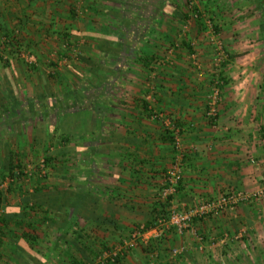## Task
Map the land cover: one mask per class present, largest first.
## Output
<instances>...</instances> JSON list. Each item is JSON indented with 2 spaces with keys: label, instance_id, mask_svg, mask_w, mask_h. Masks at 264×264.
Here are the masks:
<instances>
[{
  "label": "rangeland",
  "instance_id": "obj_1",
  "mask_svg": "<svg viewBox=\"0 0 264 264\" xmlns=\"http://www.w3.org/2000/svg\"><path fill=\"white\" fill-rule=\"evenodd\" d=\"M47 1L57 9L50 13L53 15L51 25L43 28L47 42L39 44L37 52L31 54L30 49L37 44L33 42L34 45H28V39L23 40L26 44L20 42L17 39L19 33H16L12 41L14 45H9L7 49L4 47V53L0 51L7 55V58L0 56V105L5 103L4 112L0 106V178L6 193L5 208L8 216L11 213L23 216L24 211V216L25 213L31 214L26 218L32 221V227L37 226L39 232L27 226L25 228L35 232V252L39 255L40 264H64L63 260L72 264L70 253L66 254L65 251L68 247L77 255L79 252L84 255L83 248H86L83 261L98 264L101 254L114 251L124 241H130L132 233L145 222L128 228L127 233L121 234L114 242L106 239V235L99 234L98 230H92L91 226L88 228L87 245L83 241L82 244L75 241L78 240L79 230L84 228L82 219L72 211V204L76 200H85V196L81 198L78 194L81 188L80 167L84 168L81 143L88 141L95 144L96 138L100 137L90 135L98 131L94 126L87 127L82 121L81 111L85 107L92 109L95 98L121 105H128L127 101L135 99L149 102L148 115L164 127L173 151L167 176L177 153L174 133H179L183 154L185 146L181 128L171 123V114L154 108L157 86L162 87L165 82H170L167 76L175 78V81L180 80V70L184 71L182 75L187 77L184 82H196L203 87L200 95L206 102L205 116L214 125H218L221 105L226 98L225 88L229 84L233 86L234 83H247L249 80L258 84L253 95L243 92L242 98L251 102L259 100L263 105L264 13L258 7L257 0ZM69 10L74 12L72 17H68ZM70 18L74 19V23ZM83 19L89 20L87 34L77 25L78 22L82 24ZM5 34L12 36L11 33ZM109 37L114 40L112 43H108ZM11 46L17 47L18 53H13ZM139 56H151V61L144 65ZM175 72H179L180 76L174 75ZM248 73H253L252 77ZM138 88L142 91H136ZM12 97L15 100L10 102ZM121 122L119 124L124 130L128 126L131 128V123ZM114 124L118 126V122ZM65 136H68V140ZM10 154L24 173L20 179L10 178L3 165ZM95 155L88 156L92 159L89 163L94 165ZM47 158L50 161L45 164ZM249 158L255 159L254 156ZM258 163L264 170V162L258 160ZM95 177L96 171L88 179L92 181ZM164 178L157 190L156 200L167 204L168 213L171 208L185 210L189 205H182L177 198L181 182L172 202V196L163 199L159 195ZM262 181L263 185L257 190L239 189L255 196L213 216L222 217L240 204H254V209L260 211L263 218L264 176ZM196 220L203 219L193 220L192 225L183 232L167 228L168 231L160 236L163 241L157 245L158 236H139L134 246L124 249L122 262L130 251L131 264H144L143 261L145 264H160L161 258L167 259L169 264H215L221 257L224 264L256 262V252L264 245V235L258 242L259 237L254 234L249 245L245 230L238 228L234 233L229 230L205 233L200 225L197 226ZM62 224L68 230L65 234L62 233ZM11 227L8 232L0 227V250L2 244L11 242L13 228L19 229L17 224H11ZM169 232L177 234L178 239L187 235L189 242L173 246L171 240L174 236L169 237ZM188 243L190 246L197 244L201 249H191L188 253L181 247ZM206 244L215 249L206 250L203 247ZM146 248L149 250L146 251ZM243 251H247L248 259L243 258Z\"/></svg>",
  "mask_w": 264,
  "mask_h": 264
},
{
  "label": "crops",
  "instance_id": "obj_2",
  "mask_svg": "<svg viewBox=\"0 0 264 264\" xmlns=\"http://www.w3.org/2000/svg\"><path fill=\"white\" fill-rule=\"evenodd\" d=\"M54 8V5L47 0H0L2 40H7L6 31L12 36L19 33L17 39L20 42L28 39L26 41L28 45L37 44L30 49L31 54L34 53L33 51L37 52L39 44L47 42L44 38L46 31L43 28L51 25L50 18L53 15L50 13L57 10ZM73 14L74 12L68 11V17H72ZM70 21L74 23V19L70 18ZM77 25L87 34L89 20L83 19L82 24L78 22ZM5 28L7 30L4 32ZM12 28L15 30L11 31ZM4 47L8 48L6 45ZM4 47L0 50L3 53ZM11 47L13 53H18L17 47ZM2 52L0 56L7 58V55H3ZM180 72V80L175 81V76L172 77L174 79L167 76L170 82H165L162 87L157 86V99L156 103H153L154 108L157 107L171 114V123L181 128L183 133L184 166L183 180L177 193L179 202L182 205H190L228 189L257 190L263 185L264 176L263 166L258 163V160L264 162V104L262 105L259 100L251 102L243 99L242 93L249 92V95H253L258 89V84L249 80L247 83L227 85L226 98L221 105L218 125H214L215 123L210 122L205 116L206 102L200 95V92L204 90L203 87L196 82H184L186 76L182 75L184 71L180 70ZM174 75H179V72H175ZM247 75L252 77L253 73ZM136 91L142 90L138 88ZM92 101L94 107L92 109L85 107L80 113L83 114L82 121L87 124V127L94 126L96 127L94 129L99 132L94 131L90 135L93 134V137L100 135L96 138L95 144L88 141L81 143L80 153L84 168L80 167L81 188L78 194L81 198L85 196V200H80L84 207L81 209L79 218L82 219L84 228L78 232L83 235L79 237L78 243L82 244L83 241L85 245L90 232L89 226L114 242L121 234L127 233L128 228L149 220L152 217L153 204L158 198L156 195L173 159L168 134L159 122L148 115L149 102L135 99L127 101L128 105H121L122 103L114 104L109 100L105 103L102 99L96 98ZM120 121L131 123V128L128 126L124 130L119 124ZM116 122L120 127L114 124ZM165 122L167 123L168 120ZM101 127H103L102 131ZM93 153L96 154L93 160L95 165L89 163L92 159L88 156ZM249 156H254L255 159L252 161ZM256 161L257 163H252ZM95 171L96 177L90 181L88 177ZM89 194L93 195L96 202L94 210L92 209L94 205L88 206L89 200L86 197ZM254 207V204L251 206L240 204L222 217L209 216L207 219L196 220L195 223L197 226L200 225V229H203L205 233L223 230L234 233L238 228L245 230L246 238H242V243L245 238L251 245L254 234L259 237L258 242L264 235V217L262 218L261 212ZM62 225V233L65 234L68 230L64 224ZM32 228L39 232L37 226ZM167 231L166 229L165 233ZM23 233H28L33 239L23 236ZM12 234L11 242L2 244L0 264H40L39 255L35 252V232H29L26 228H13ZM168 235L174 236V240H171L173 246L189 242L187 235L179 239V236L173 232H169ZM243 244L246 245V243ZM73 246L77 248L76 245ZM183 246H181L183 250L188 253L191 249L200 248L197 244ZM4 247L9 251L6 252ZM203 247L210 251L215 249L207 244ZM67 249L66 254H75L71 248ZM79 250L82 249L79 248ZM83 250L87 252L86 248ZM85 251H83L84 255L79 252L78 258L85 260L83 257L86 258ZM130 252L121 264H131ZM243 252V258L248 259L247 251ZM200 254L203 256V253ZM256 259L254 264H264V245L257 250ZM160 260H162L160 264H169L167 259ZM67 262L63 260L64 264H68ZM143 263L145 264L144 261ZM217 263L224 264L222 257L217 259ZM133 264L136 263L133 262ZM139 264L142 263L139 262Z\"/></svg>",
  "mask_w": 264,
  "mask_h": 264
},
{
  "label": "built area",
  "instance_id": "obj_3",
  "mask_svg": "<svg viewBox=\"0 0 264 264\" xmlns=\"http://www.w3.org/2000/svg\"><path fill=\"white\" fill-rule=\"evenodd\" d=\"M177 153L174 157L172 167L167 174L164 186L160 190V196L167 199L172 196L171 202L174 200L173 196L177 192V187L182 180V165L184 154L181 151V140L179 133H174ZM255 196V195H252ZM251 194L239 189H228L220 194L204 198L199 201L191 203L185 210H178L171 208L170 212L165 217H159L151 227L147 228L144 225L138 231L132 233L130 241H124L120 248L114 251L104 252L99 256L98 264H105L108 261H114L117 256L124 255V249L134 246L139 236H158L160 237L167 228H174L179 232H183L186 228L192 225L195 219H205L209 216L220 213L229 206L236 205L248 198ZM202 239V236H199Z\"/></svg>",
  "mask_w": 264,
  "mask_h": 264
},
{
  "label": "trees",
  "instance_id": "obj_4",
  "mask_svg": "<svg viewBox=\"0 0 264 264\" xmlns=\"http://www.w3.org/2000/svg\"><path fill=\"white\" fill-rule=\"evenodd\" d=\"M257 1H258V7L261 8L262 12L264 13V0H257ZM262 28L264 30V21L262 22ZM5 33H8V32L6 31ZM5 35L7 37V40L9 39V41L0 40V49H2V47H4V45H6V46L14 45L12 43L13 36L9 37V34H5ZM107 41H108V43H112V41H114V40H111V38L109 37V38H107ZM107 49H108V46H107ZM139 58L141 60H143L144 65H148L149 62L151 61V56L150 57L149 56H145V57L139 56ZM12 98L13 99L10 100V102L15 100V97H12ZM10 102H8V103H10ZM147 105H146V108H147ZM0 106H1V110H3V112H4L5 111V103L2 102ZM13 109L15 110L16 107H14ZM28 111L30 112L32 110H28ZM65 139L68 140V136H65ZM49 161L50 160L47 158V159H45L44 163L48 164ZM3 165L6 168V170H8L10 178L20 179L21 176L24 175L21 167L16 166V164L14 162V157L11 154L7 156V159L4 161ZM16 169L17 170L21 169V170H19L18 172H15ZM181 182H182V180H181ZM2 183H3V180L0 178V227L5 228V232L10 231L11 224H17V226L19 228H21L23 226H24L23 228H25V226L32 228V226H33L32 221L27 220V218H26V217H31V214L25 213L26 216H24V212H25L24 211L23 216H20V213L19 214H12L11 213L12 215L10 214V216H8V210H6V208H5L6 193H5V190L2 186ZM8 189H9V187H8ZM77 196H78V194H77ZM86 199L89 200L88 206L94 205V206H92V209L94 210L96 202H94L93 195L89 194L88 197H86ZM83 207H84L83 203L80 202L79 199L76 200L75 203L72 204L73 214H75V216L80 215L81 209H83ZM167 208L168 207H167V204L165 202H162V201L155 202L153 204L152 217L144 223V226L149 228L152 225H154V223L157 221V219L159 217L167 216V214H168ZM21 213H22V211H21ZM84 215L87 216V214H84ZM51 221L55 223V221L53 219ZM66 221L68 222V218H66ZM23 236H26L28 238H32L31 236H28V233L27 234L23 233ZM81 236H83V235H80L79 233H77V238H78L77 241H79V237H81ZM156 240L155 241H156V245H157L158 242L161 243L163 241V238L159 237V239H156ZM148 250H149V248H146V251H148ZM124 255H125V253H124ZM124 255L117 256L114 261H108V264H120L122 262ZM70 256L72 257V264H86V262H84L82 259L78 258L77 252H75V254H70ZM96 256H98V254ZM215 264H219V263H215Z\"/></svg>",
  "mask_w": 264,
  "mask_h": 264
}]
</instances>
